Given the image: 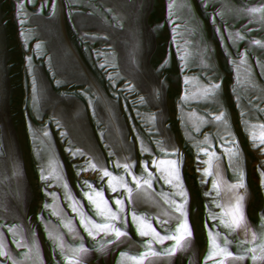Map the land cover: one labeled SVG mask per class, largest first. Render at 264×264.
<instances>
[{"label": "rangeland", "instance_id": "374dc122", "mask_svg": "<svg viewBox=\"0 0 264 264\" xmlns=\"http://www.w3.org/2000/svg\"><path fill=\"white\" fill-rule=\"evenodd\" d=\"M262 141L264 0H0V264H264Z\"/></svg>", "mask_w": 264, "mask_h": 264}, {"label": "snow or ice", "instance_id": "6c2138e0", "mask_svg": "<svg viewBox=\"0 0 264 264\" xmlns=\"http://www.w3.org/2000/svg\"><path fill=\"white\" fill-rule=\"evenodd\" d=\"M253 11H256L255 9ZM217 119H220V117H217ZM262 143H264V141H262ZM173 166H174V162ZM105 176H108L109 173L107 171L104 172ZM264 175V174H262ZM178 178V177H177ZM171 182V181H169ZM146 184H148V181H145ZM139 187V185H137ZM151 185L149 184V187ZM237 187L243 188L244 185L243 183H240ZM115 190V189H113ZM97 196H101L100 193L96 194ZM183 195V193H182ZM91 199V198H90ZM244 197L243 196H239L237 198L236 204L234 205L230 215V220L227 223V226L229 228H231L233 231H235L236 229H243L245 232L248 231V228L246 226V223L244 221V215H243V211H242V207H241V202L243 201ZM117 204H121V201H116ZM97 207L99 209V214L102 216H106L112 220L117 219L118 217L116 216V214L114 212H111L110 209H106L105 208H100V205L97 204ZM177 211L181 212V214L183 215V211H182V206H177L176 208ZM93 227H95L98 231H103V232H108L110 229L114 232V235L116 237L117 240H119V238L124 235V233H122L120 230L115 229L112 225L110 224H103V225H93ZM150 228V226H148ZM177 232L179 233L178 235H176L175 237H172L173 239H175V248L170 249L169 253H174L176 248H183L186 246V238L191 236V232L188 228L187 223H183L180 225V227L177 229ZM91 234V232L89 233ZM141 235H149L150 233L147 231H141L140 233ZM151 234H153L155 236V238H157L158 240H163L166 239L168 237H162L159 235V233H156L154 229H151ZM214 243V241H213ZM155 254V253H153ZM147 255V254H145ZM211 258V257H209Z\"/></svg>", "mask_w": 264, "mask_h": 264}, {"label": "crops", "instance_id": "0c3cea01", "mask_svg": "<svg viewBox=\"0 0 264 264\" xmlns=\"http://www.w3.org/2000/svg\"><path fill=\"white\" fill-rule=\"evenodd\" d=\"M228 187V186H227ZM231 188H233V187H231Z\"/></svg>", "mask_w": 264, "mask_h": 264}]
</instances>
